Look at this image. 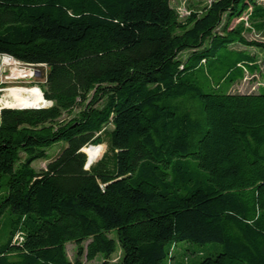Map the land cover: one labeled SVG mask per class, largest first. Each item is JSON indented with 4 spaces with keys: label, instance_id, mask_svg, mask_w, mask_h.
<instances>
[{
    "label": "trees",
    "instance_id": "obj_1",
    "mask_svg": "<svg viewBox=\"0 0 264 264\" xmlns=\"http://www.w3.org/2000/svg\"><path fill=\"white\" fill-rule=\"evenodd\" d=\"M0 55L49 102L0 111V264H264L263 0H0Z\"/></svg>",
    "mask_w": 264,
    "mask_h": 264
},
{
    "label": "rangeland",
    "instance_id": "obj_2",
    "mask_svg": "<svg viewBox=\"0 0 264 264\" xmlns=\"http://www.w3.org/2000/svg\"><path fill=\"white\" fill-rule=\"evenodd\" d=\"M215 0H171V5L178 13L179 19L185 21L193 12L202 13L205 9ZM264 1V0H263ZM246 19V16H244ZM238 20L235 21V23ZM256 35L250 34V37H255ZM257 37V36H256ZM5 55H0V107L2 106L1 98L6 94V90L11 87H25L32 88L37 87L41 93H43V88L46 82L47 75V66L46 65H30L23 62L13 61L4 62ZM261 82L254 75H248L244 80L236 84L233 88L234 91L239 92H253L258 91ZM46 105L49 103H45ZM66 145L65 141H61L53 144L48 149V159H40L34 162L36 169L40 170L46 167V164L49 160L57 155V153ZM102 150L99 157L96 159L99 160L104 155L107 150V144H100ZM88 155V154H87ZM95 162V161H94ZM115 234V233H114ZM184 244V245H183ZM86 245V243H85ZM210 245L205 246H196L195 248L185 244L184 242H179L177 250L180 249L182 256L195 255L197 252L202 250H207ZM67 253L69 259L74 261L78 258V248L74 242H68L66 245ZM122 256V250L118 245L117 250L111 255L110 260L112 262L119 263ZM188 257V256H187ZM84 264H102L105 256L103 253L97 255L93 260H88L85 255L80 257ZM190 258L186 260L187 263ZM194 259V258H193Z\"/></svg>",
    "mask_w": 264,
    "mask_h": 264
},
{
    "label": "bare ground",
    "instance_id": "obj_3",
    "mask_svg": "<svg viewBox=\"0 0 264 264\" xmlns=\"http://www.w3.org/2000/svg\"><path fill=\"white\" fill-rule=\"evenodd\" d=\"M12 59L5 57L4 62H10ZM14 60H12L13 62ZM2 106L21 107V106H41L49 103L43 96V93L37 88L11 87L6 90V94L1 98ZM102 150L101 145L89 146L87 153L91 163L98 158Z\"/></svg>",
    "mask_w": 264,
    "mask_h": 264
},
{
    "label": "water",
    "instance_id": "obj_4",
    "mask_svg": "<svg viewBox=\"0 0 264 264\" xmlns=\"http://www.w3.org/2000/svg\"><path fill=\"white\" fill-rule=\"evenodd\" d=\"M45 106H47L46 104H44V105H41V106H21L20 108H25V107H45ZM6 107H10V106H1L0 107V111L3 109V108H6ZM92 163H91V161L88 159V162H87V168L91 165Z\"/></svg>",
    "mask_w": 264,
    "mask_h": 264
},
{
    "label": "built area",
    "instance_id": "obj_5",
    "mask_svg": "<svg viewBox=\"0 0 264 264\" xmlns=\"http://www.w3.org/2000/svg\"><path fill=\"white\" fill-rule=\"evenodd\" d=\"M5 56H7L8 58H10V59H12V60H15V61H17V59H15L14 57H12V56H10V55H5ZM19 61V60H18ZM20 62V61H19Z\"/></svg>",
    "mask_w": 264,
    "mask_h": 264
}]
</instances>
